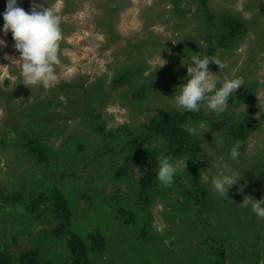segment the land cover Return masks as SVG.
<instances>
[{"label":"rangeland","instance_id":"1","mask_svg":"<svg viewBox=\"0 0 264 264\" xmlns=\"http://www.w3.org/2000/svg\"><path fill=\"white\" fill-rule=\"evenodd\" d=\"M6 3L0 0V14ZM33 4L59 18L60 64L54 85L25 83L12 35L0 32L6 44L0 47V247L14 261L36 249L44 261L72 264L68 243L74 235L86 245L90 264H221V243L225 264H264V218L243 206L244 200L264 198V174L256 170L264 169L257 159L264 156V16L258 0H17L26 12ZM223 17L241 24L244 34L223 43ZM3 24L0 15V29ZM193 54L229 65L219 70L210 63V72L243 79L224 114L202 107L192 119L169 99L186 82L182 63ZM18 87L26 95L12 97ZM246 90L251 98L239 104ZM176 113L187 114L184 125L210 128L195 139L196 160L187 151L178 159L188 160L186 170L181 167L171 187L158 181L146 204L144 196L128 191L148 171L151 153L167 147L148 126L161 114ZM248 117L254 129L233 163L225 125ZM134 134L139 143L128 144ZM30 140L46 147L45 163L28 152ZM132 153L137 161L124 184L116 173ZM221 158L243 168L224 198L210 183L211 165ZM191 159L203 202L183 196L194 183ZM177 185L182 194L172 192ZM57 192L68 203L70 224L54 238L60 216L50 201ZM38 197L42 207L33 211L30 202ZM95 234L105 241L101 253L93 248Z\"/></svg>","mask_w":264,"mask_h":264},{"label":"clouds","instance_id":"2","mask_svg":"<svg viewBox=\"0 0 264 264\" xmlns=\"http://www.w3.org/2000/svg\"><path fill=\"white\" fill-rule=\"evenodd\" d=\"M0 15L4 21L0 32L12 35L14 48L19 53L21 76L25 83L40 84L45 88L54 85L57 81L55 66L60 64L59 42L62 39L60 21L55 12L48 7L40 8L36 4L26 12L17 6V0H7L5 11ZM5 46V41L0 39V47ZM6 58L10 59V57ZM210 63L217 65L219 70L229 67L218 58H201L197 54L183 59L182 65L187 71L186 82L178 85L174 95L169 98L177 109L195 113L205 107L216 115L227 111L228 98L233 96L244 81L239 77H221L216 74L217 72H210L208 68ZM183 128L193 139H203L204 133L210 127L198 123L185 124ZM240 147V143L237 142L229 150L228 159L233 163H238L240 160ZM187 161V159H173L170 156L160 157L157 161V179L160 184L171 187L181 167L186 170ZM211 167L215 170L210 179L212 191L221 198L227 197L228 189L242 179L243 168L237 169L223 158L214 162ZM243 206H250L253 214L258 218H264V198L244 200Z\"/></svg>","mask_w":264,"mask_h":264},{"label":"trees","instance_id":"3","mask_svg":"<svg viewBox=\"0 0 264 264\" xmlns=\"http://www.w3.org/2000/svg\"><path fill=\"white\" fill-rule=\"evenodd\" d=\"M177 1V0H176ZM207 0H198V2L202 5L205 4ZM259 5V11L260 14L264 16V4L261 0H258ZM221 25L225 28V34L222 36V42L226 43L228 41H232L234 39H238L244 34L243 26L239 23H236L234 20L228 19V18H222L221 19ZM121 82L119 80L114 82V85L120 84ZM13 97V94H11ZM251 98V90H246L244 93H242L239 96L238 103L242 104L245 103L247 100H250ZM201 111V110H200ZM199 112L195 113H187L192 117V119H196L200 115ZM187 114H170V115H164L161 114L156 121H154L151 125H149L148 131H150L153 135L157 137H161L167 141V147L165 152L163 151H157L152 152L149 157V166L148 171L143 174L139 180L138 183L131 185L133 188H129L130 190L128 193L136 192V195L140 197L141 199L144 196V200H146V204L149 203L148 200L150 199V195L154 194L153 192L156 191V187L158 184L157 179V161L162 156H170L173 159H181L185 156V153L189 151V154L196 160L195 151L197 149L198 142L193 139L183 128L185 117H187ZM250 116V114H249ZM262 119H264V116H262ZM250 118H246L244 121H239L231 124L225 125L227 127V134L230 137L231 143L234 145L235 143L239 142L241 147L239 149L240 152H243L246 148L247 139L251 131L254 129L253 123L254 121H250ZM120 134V133H119ZM121 135V134H120ZM135 138L131 139L130 141L127 140V143H139L137 141V135L134 134ZM26 148L30 155L35 157V160L38 164H43L46 162L47 156H46V147L34 140H30L26 143ZM194 150V152L192 151ZM138 155L136 153L129 154L125 160L123 166L119 169L116 173V178L121 179L124 178L123 183L126 184L129 181V175L131 173L132 164L137 161ZM193 159V160H194ZM257 159L259 161L264 162V156H257ZM191 159L189 161V173L191 176V179L193 180V187L191 190H187L184 192V198H195V200H200L199 202H203L204 196H205V190L201 188L199 185L198 179H197V170L198 167L196 165L197 162H193ZM198 161V160H197ZM258 173L264 174L263 167H257L256 168ZM183 187L181 185H177L175 188V191L172 189V192L182 194L181 190ZM156 195V193L154 194ZM202 197V199H201ZM44 198L38 197L30 202L29 208H31L33 211H37L42 206V200ZM50 201L51 208L54 210L59 216H60V223L59 225L53 230L52 235L54 238L59 237L62 233L65 234V230L69 227V218H70V211L68 209V203L63 198V196L60 193H56ZM186 201V200H185ZM190 202V201H189ZM199 203L195 205L194 207H198ZM125 212L120 211L119 214L125 215ZM131 215L132 212L130 211ZM51 234V233H50ZM91 240L93 241V248L96 252L101 253L105 248V241L104 238L100 234L91 235ZM220 249L218 250V259L220 260L221 264H225V250L223 248V244L220 243ZM68 252L70 255V258L72 260V264H90L88 259V250L86 245L82 240H80L78 237L72 235L69 239L68 243ZM0 264H54L51 261H44L40 257L39 250L36 249H30L27 251H23L19 254L16 261L13 260L11 257L10 252L8 249L0 247Z\"/></svg>","mask_w":264,"mask_h":264},{"label":"water","instance_id":"4","mask_svg":"<svg viewBox=\"0 0 264 264\" xmlns=\"http://www.w3.org/2000/svg\"><path fill=\"white\" fill-rule=\"evenodd\" d=\"M27 91L23 88V87H18L15 89V91L13 92V95L15 97L17 96H23L26 95Z\"/></svg>","mask_w":264,"mask_h":264}]
</instances>
